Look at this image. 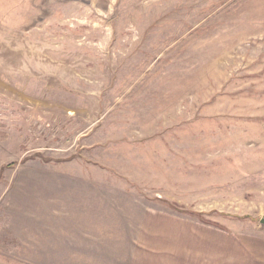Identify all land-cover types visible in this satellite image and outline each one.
<instances>
[{"label": "rangeland", "instance_id": "rangeland-1", "mask_svg": "<svg viewBox=\"0 0 264 264\" xmlns=\"http://www.w3.org/2000/svg\"><path fill=\"white\" fill-rule=\"evenodd\" d=\"M264 0H0V264H264Z\"/></svg>", "mask_w": 264, "mask_h": 264}, {"label": "water", "instance_id": "water-1", "mask_svg": "<svg viewBox=\"0 0 264 264\" xmlns=\"http://www.w3.org/2000/svg\"><path fill=\"white\" fill-rule=\"evenodd\" d=\"M260 222L264 224V217H261Z\"/></svg>", "mask_w": 264, "mask_h": 264}]
</instances>
